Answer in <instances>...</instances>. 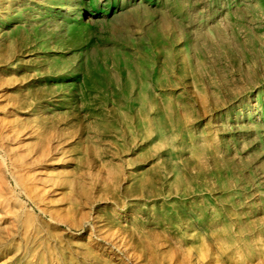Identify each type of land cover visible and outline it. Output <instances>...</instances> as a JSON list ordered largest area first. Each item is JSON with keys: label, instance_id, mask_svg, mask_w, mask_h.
<instances>
[{"label": "rangeland", "instance_id": "obj_1", "mask_svg": "<svg viewBox=\"0 0 264 264\" xmlns=\"http://www.w3.org/2000/svg\"><path fill=\"white\" fill-rule=\"evenodd\" d=\"M0 90L34 264H264V0H0Z\"/></svg>", "mask_w": 264, "mask_h": 264}, {"label": "bare ground", "instance_id": "obj_2", "mask_svg": "<svg viewBox=\"0 0 264 264\" xmlns=\"http://www.w3.org/2000/svg\"><path fill=\"white\" fill-rule=\"evenodd\" d=\"M2 98L3 93L0 90V101ZM26 137L24 133H11L6 125L0 123V148L12 159L15 166L10 175L14 187L5 185L6 173L0 170V264H34L30 260V247L20 243V238L33 226L36 217L20 199V195H28L30 184L46 183L40 171L43 163L31 155L23 158L22 142ZM18 171L29 173V176L23 179L17 174ZM52 189L50 186L49 190ZM110 246L117 251L113 254L115 259L123 264H131L118 241L111 240Z\"/></svg>", "mask_w": 264, "mask_h": 264}]
</instances>
